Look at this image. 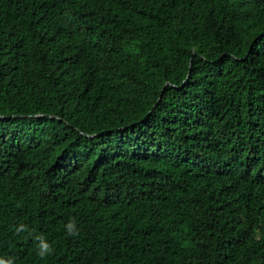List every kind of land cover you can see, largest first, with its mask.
<instances>
[{"label": "trees", "instance_id": "16d2710c", "mask_svg": "<svg viewBox=\"0 0 264 264\" xmlns=\"http://www.w3.org/2000/svg\"><path fill=\"white\" fill-rule=\"evenodd\" d=\"M0 264H264V0H0Z\"/></svg>", "mask_w": 264, "mask_h": 264}, {"label": "clouds", "instance_id": "9594fccd", "mask_svg": "<svg viewBox=\"0 0 264 264\" xmlns=\"http://www.w3.org/2000/svg\"><path fill=\"white\" fill-rule=\"evenodd\" d=\"M67 230L69 232V234H75L78 230L75 228L74 223L69 224L67 226ZM38 256L43 259L46 258V256L52 254L53 249L51 247V245L49 243H47L46 241L41 240L40 243L38 244Z\"/></svg>", "mask_w": 264, "mask_h": 264}]
</instances>
